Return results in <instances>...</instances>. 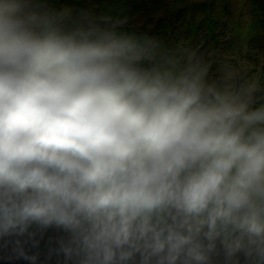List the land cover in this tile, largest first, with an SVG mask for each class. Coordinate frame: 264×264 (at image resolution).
<instances>
[{
  "label": "clouds",
  "instance_id": "obj_1",
  "mask_svg": "<svg viewBox=\"0 0 264 264\" xmlns=\"http://www.w3.org/2000/svg\"><path fill=\"white\" fill-rule=\"evenodd\" d=\"M0 0V247L38 264H264V86L243 65Z\"/></svg>",
  "mask_w": 264,
  "mask_h": 264
},
{
  "label": "trees",
  "instance_id": "obj_2",
  "mask_svg": "<svg viewBox=\"0 0 264 264\" xmlns=\"http://www.w3.org/2000/svg\"><path fill=\"white\" fill-rule=\"evenodd\" d=\"M68 17L126 19L121 30L148 34L171 48H187L212 63L243 65L264 86V0H47ZM2 243V242H0ZM10 249L0 247V264ZM38 264L45 262L43 255Z\"/></svg>",
  "mask_w": 264,
  "mask_h": 264
},
{
  "label": "rangeland",
  "instance_id": "obj_3",
  "mask_svg": "<svg viewBox=\"0 0 264 264\" xmlns=\"http://www.w3.org/2000/svg\"><path fill=\"white\" fill-rule=\"evenodd\" d=\"M47 3H48V2H47ZM48 6H49V5H48ZM9 255H10V254H9ZM9 255H7L6 258H5L7 261H9V262H11V263H14V262H16V261H20V260H9V259H8ZM0 257H1V255H0Z\"/></svg>",
  "mask_w": 264,
  "mask_h": 264
}]
</instances>
